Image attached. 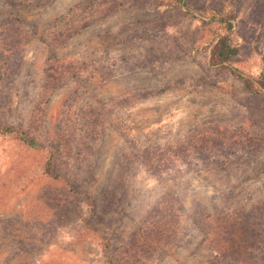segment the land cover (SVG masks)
Segmentation results:
<instances>
[{
  "label": "rangeland",
  "instance_id": "obj_1",
  "mask_svg": "<svg viewBox=\"0 0 264 264\" xmlns=\"http://www.w3.org/2000/svg\"><path fill=\"white\" fill-rule=\"evenodd\" d=\"M230 17L231 64L258 78L264 0H0V264L230 252L191 218L264 203V92L210 64ZM173 201L182 226L158 217Z\"/></svg>",
  "mask_w": 264,
  "mask_h": 264
},
{
  "label": "trees",
  "instance_id": "obj_2",
  "mask_svg": "<svg viewBox=\"0 0 264 264\" xmlns=\"http://www.w3.org/2000/svg\"><path fill=\"white\" fill-rule=\"evenodd\" d=\"M233 19L234 17L224 18V20L227 21V33L222 35L212 47L210 64L217 69H229L232 74L236 75L244 82L246 89L251 92V94L260 95L264 92V69L258 78H253L231 64V58L238 54V48L233 45L230 34L233 30ZM89 111L92 112L91 121L93 120V122H96V118L99 116L98 112L92 109ZM15 129L14 126H2L0 124V131L2 132L10 133L15 131ZM25 135L26 137H30L27 133H25ZM29 143L33 145L34 139L31 138ZM161 159H163V157H160V160ZM162 161H165V159ZM166 164L168 163L166 162ZM152 167L155 168L154 166ZM46 171L49 174L57 175L54 172L55 165L52 160L47 162ZM155 171L160 172L159 170H156V168ZM166 202L170 201L167 199ZM176 203L177 201L171 202L172 205L167 203L164 205L165 207L163 206L165 211L159 210L160 214H158V217L161 221H165L168 224V227L169 225H172L173 227L182 226L178 210L183 211L184 209L179 204L180 206H178L179 209L177 210ZM157 209L158 208H155V210ZM231 213L232 215L224 214L223 216L220 213L214 215L210 209L202 206L191 214L193 223L202 231L206 238L211 234H214L212 243L216 247L224 244L230 249V252H224L222 257L217 258L218 256L216 255L215 260L213 259V264H264V203L254 205L249 210L240 211L238 214H235L232 211ZM212 214L215 219L211 217ZM175 231L176 230L172 228L169 236ZM234 235H236L241 241L244 239L246 240L252 235L254 237L253 240L258 239L255 246H253L258 251L248 253L247 247L244 248L242 252L241 243H237ZM109 248L110 243L108 248L105 247V255L107 258L111 259L109 256ZM232 257H234V263L231 262Z\"/></svg>",
  "mask_w": 264,
  "mask_h": 264
}]
</instances>
